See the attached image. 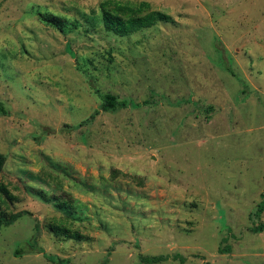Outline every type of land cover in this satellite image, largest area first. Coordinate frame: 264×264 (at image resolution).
<instances>
[{
  "label": "rangeland",
  "instance_id": "obj_1",
  "mask_svg": "<svg viewBox=\"0 0 264 264\" xmlns=\"http://www.w3.org/2000/svg\"><path fill=\"white\" fill-rule=\"evenodd\" d=\"M101 1L0 0L3 207L31 213L1 228L0 264H55L15 254L36 221L43 250L73 264H264L251 231L264 212L250 216L264 185V0H117L174 21L123 37L84 22ZM38 12L80 26L63 33ZM107 93L137 105L103 111ZM54 219L87 239L56 235Z\"/></svg>",
  "mask_w": 264,
  "mask_h": 264
},
{
  "label": "trees",
  "instance_id": "obj_2",
  "mask_svg": "<svg viewBox=\"0 0 264 264\" xmlns=\"http://www.w3.org/2000/svg\"><path fill=\"white\" fill-rule=\"evenodd\" d=\"M84 22L87 23L89 29H97L102 27L107 32H111L118 36H128L137 33L141 30L148 29L158 23H173L172 16L165 11L153 9L148 1H140L137 5L123 3L117 0H104L98 4L97 9H91L89 13L83 15ZM38 19L45 25L53 27L60 32H71L80 26L77 19L70 20L66 16L57 15L48 12H38ZM130 100L118 99L115 95L107 93L103 95L100 108L106 112H114L121 108L128 106H135ZM1 112L6 113V110L1 107ZM209 109V107H207ZM98 114V110L94 111L88 118L82 120L78 125L71 127L67 126L70 131H73L77 126L91 122L92 119ZM6 156L0 153V179L2 171L5 167ZM114 172V171H113ZM5 199L11 202L14 196L9 191L8 187L0 180V230L2 227L13 224L18 218L24 214H31L28 210H21L14 213H8L3 207ZM70 202L66 199L57 201L56 205L59 208L66 209V205ZM264 212V185L260 193V200L254 206L250 213L251 217L259 218ZM50 230L56 235L64 236L68 239L84 240L87 236L80 233L78 230L68 226V222L64 219H54L49 225ZM251 231L254 233L264 232V223L260 222L253 227ZM40 225L36 221L34 224V232L32 236L19 248L15 249V254L20 255L23 251L41 252L43 255L55 264H73L69 259L61 258L56 255L47 254L38 243L40 236ZM229 248H225L228 250ZM173 259H180L178 254L171 256ZM170 258L168 254L158 255H139V261L146 264H156L163 262ZM100 264H106V259ZM206 264V263H205Z\"/></svg>",
  "mask_w": 264,
  "mask_h": 264
}]
</instances>
